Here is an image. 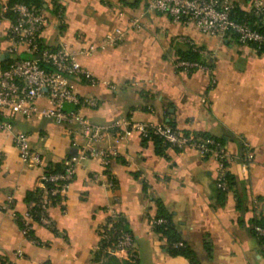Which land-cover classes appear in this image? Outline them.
Instances as JSON below:
<instances>
[{
	"label": "crops",
	"instance_id": "crops-1",
	"mask_svg": "<svg viewBox=\"0 0 264 264\" xmlns=\"http://www.w3.org/2000/svg\"><path fill=\"white\" fill-rule=\"evenodd\" d=\"M148 1L57 0L59 15L52 0H43L49 25L41 34V44L55 49L65 42L78 52L107 32L126 30L125 39L116 46L77 54V62L99 82L72 80L79 95L98 100L96 107L82 108L81 113L98 125L124 118L171 122L183 132L222 138L234 157L228 167L234 178L232 189L218 194L214 157L171 147L159 154L154 141L138 134L121 138V130H114L96 145L115 148L118 156L107 166L98 158L78 163L64 200L50 207L54 228L33 224L35 243L22 234L12 212L23 216L30 208L27 196L46 169L62 165L85 142L77 125L18 117L13 131L0 132V264H127L124 255L98 258L109 204L115 205L131 231L137 264H191L168 253L165 239L155 232L158 202L173 215L199 264H264L261 244L250 232L251 220L264 218V52L240 45L231 34L209 36L192 23L173 22L165 14L147 11ZM234 2L240 11L251 6V0ZM137 15L142 28L129 30V20ZM10 20L7 15L0 17V54L6 55L4 60L33 58L25 48L16 55L7 53L10 43L4 34ZM190 51L198 54L209 72L176 67V61ZM15 132L28 135L42 165L21 162ZM245 144L253 155L246 172Z\"/></svg>",
	"mask_w": 264,
	"mask_h": 264
},
{
	"label": "built area",
	"instance_id": "built-area-1",
	"mask_svg": "<svg viewBox=\"0 0 264 264\" xmlns=\"http://www.w3.org/2000/svg\"><path fill=\"white\" fill-rule=\"evenodd\" d=\"M147 11L167 15L173 22L192 23L198 30L209 36L223 37L227 34L235 36L242 46H252L257 52H264V0H251V6L243 11V16H236L234 0H149ZM7 13L14 14L5 31V37L10 46L8 54L16 55L21 48L33 54V58L15 56L10 63H4L0 54V132L13 131V121L18 118L39 116L47 118L59 125H77L80 136L85 142L76 154L64 161L62 172L43 175L38 187L42 190L41 198L36 203V210H28L23 216L12 212L15 219H20L22 234L37 243L33 236L35 222L47 228H54V220L50 216V207L54 202H62L66 196L76 167L82 160L98 158L104 166L118 156L115 148H100L96 142L112 131L121 130V138L138 134L142 139L158 138L169 147L184 151L193 149L201 156L214 157L218 163L216 186L223 192H229L232 186L227 180L229 165L234 161L225 145L213 136L197 132H183L170 122H139L131 118L118 119L104 126L93 124L82 113L85 107L94 108L98 105L95 97L79 95L73 88V79L85 80L92 84L99 83L92 74L77 60V54L90 55L95 51L120 44L126 35V30L116 28L107 32L98 42L89 43L78 52L71 50L65 43L50 49L41 46V34L49 25V18L43 8L31 4L7 1L0 3V17ZM143 23L141 16L132 17L128 29H140ZM176 67L185 72H209L210 68L199 61L178 59ZM104 85L115 88L103 81ZM67 105L73 108H67ZM13 141L21 162L27 165H42L39 153L32 150L26 133L15 132ZM243 170L252 161V152L244 145ZM246 172V171H245ZM45 181L52 182L50 188ZM108 186L114 187L109 180ZM108 220L100 230L101 239L110 242L111 231L122 219L114 204L107 207ZM165 222L159 220L157 223ZM257 236L264 238V227H254ZM115 237V236H114ZM177 245H183L178 242ZM106 249L116 255H124L133 264H137L134 238L129 231L120 230L115 237V243ZM264 252V243L262 244ZM18 255H22L18 252Z\"/></svg>",
	"mask_w": 264,
	"mask_h": 264
},
{
	"label": "trees",
	"instance_id": "trees-1",
	"mask_svg": "<svg viewBox=\"0 0 264 264\" xmlns=\"http://www.w3.org/2000/svg\"><path fill=\"white\" fill-rule=\"evenodd\" d=\"M7 3L9 5H12L14 3H25V4H31L34 5L38 8H43L44 7V2L43 0H6ZM53 1V9L54 12L61 15V8L57 3V0H52ZM7 16H10L11 19L14 18V14L12 13H7ZM236 16H243V11H240L237 7H236ZM63 28V26H62ZM41 46L43 47V45L41 44ZM263 50L259 51L262 52ZM199 56L198 54H195L193 52H189L187 54H185V58L187 60H196L199 61L201 63H203L200 59H198ZM11 60H4V63H10ZM204 64V63H203ZM170 124H172L173 126H175L173 123L170 122ZM207 135V134H204ZM207 136H211V135H207ZM214 137V136H213ZM216 139H218L220 142L224 143V140L222 138H217L214 137ZM146 140H152L154 141L155 145H156V151L157 153L161 154L163 152V148L165 147H169L167 144L163 143L162 140L158 139V138H151V139H144ZM243 152L245 151V148H242ZM72 156V154L70 156H68V158H70ZM244 157V154H243ZM65 168L64 162L62 165H59L58 167H49L46 169L44 175L48 176L51 173H55V172H62ZM227 180L230 186L233 187L234 185V178L231 174H229V172H227ZM54 184L52 182H48L45 181V186L50 188L52 187ZM215 187L216 190L218 192L219 195L223 196V194L227 193V192H223L220 189L217 188L216 186V180H215ZM42 190L37 187L33 192H30L27 196V199L30 201V208L29 210H36L37 206L36 203L38 202V200L41 198L42 195ZM223 198V197H222ZM221 199V197H220ZM239 202H241V198L239 197ZM57 202H54V204H56ZM18 216H21L19 214H17ZM20 228L22 227V222L20 221V219H16ZM164 220L165 222H161V223H157L155 224L154 230L156 233H158L162 238L165 239L166 241V249L168 251V253H170L173 256H183L185 258H187L191 264H199L198 260H197V254L196 252L191 249L182 239L181 233L178 230L177 224L174 222L173 220V215L171 213H169L165 207L163 206V204L161 202H158V214H157V220ZM256 225L262 226L264 227V218L263 217H255L251 220V227H250V232L252 235H254L260 242L261 247L262 244L264 243V238L257 236L254 227ZM116 230L111 231L112 234V239H111V243L110 242H105L103 239H101L100 245L98 247V255L100 258V255H112V253H110L106 247L108 245H112L113 243H115V237L118 235V232L120 230L123 231H129L131 233V231L128 229L124 219L122 218L120 220V222L116 225ZM33 234V232H32ZM115 236V237H114ZM178 242H182L183 245L179 246L177 245ZM206 247L208 248V250H210L209 246L206 244ZM5 264V263H2ZM127 264H133L131 260H128Z\"/></svg>",
	"mask_w": 264,
	"mask_h": 264
},
{
	"label": "water",
	"instance_id": "water-1",
	"mask_svg": "<svg viewBox=\"0 0 264 264\" xmlns=\"http://www.w3.org/2000/svg\"><path fill=\"white\" fill-rule=\"evenodd\" d=\"M6 55H2V59H5Z\"/></svg>",
	"mask_w": 264,
	"mask_h": 264
}]
</instances>
